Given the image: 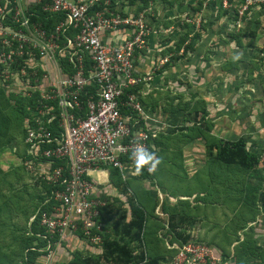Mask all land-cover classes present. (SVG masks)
Returning a JSON list of instances; mask_svg holds the SVG:
<instances>
[{"label":"rangeland","instance_id":"1","mask_svg":"<svg viewBox=\"0 0 264 264\" xmlns=\"http://www.w3.org/2000/svg\"><path fill=\"white\" fill-rule=\"evenodd\" d=\"M221 3L222 6L219 0H141L132 6L129 0H111V11L142 15L147 25L146 47L136 54L138 60L149 55L152 61L173 67L168 99L173 103L171 114L176 117L168 128L169 141L175 147L181 142L184 146L194 142L187 155L190 173L198 169L195 174L203 181L200 187L199 181L190 184L197 185L198 191L211 192L206 199L214 201L216 211L208 206L213 212L209 214L208 210L206 214L219 221L202 229L201 238L197 237L199 233L193 238L187 232L191 222L186 216L179 217L182 220L178 226L169 223L162 235H153L155 225L149 222L152 232L151 241L145 240L146 250L148 255L158 254L168 260L179 242L197 239L213 247L221 264H264V0ZM180 66L184 69L176 68ZM183 87L191 92L182 94ZM8 112L12 122H1L4 137L17 135L19 130L18 118L12 109ZM239 137L259 155V164L250 171L221 164L213 149L221 139ZM178 150L170 161L177 176L185 167L183 148ZM5 153L4 173H0V264H24L28 243L38 247L46 239H31L28 232L44 187L41 175L32 178L15 169L17 157L10 149ZM175 178L169 181L176 188L175 194H184L182 185L186 187V183ZM128 195L135 197L133 190ZM126 206L123 199L112 202L110 214H115H111L104 232L109 225L113 228V223L115 231L105 235L106 241H120L118 232L125 222ZM80 235L79 231H70L58 243L48 241L39 248L45 254L29 264H88L94 252L104 250L102 245H85ZM162 238L169 241H158ZM238 245H242V251L236 255Z\"/></svg>","mask_w":264,"mask_h":264},{"label":"built area","instance_id":"2","mask_svg":"<svg viewBox=\"0 0 264 264\" xmlns=\"http://www.w3.org/2000/svg\"><path fill=\"white\" fill-rule=\"evenodd\" d=\"M110 6L111 0H0V85L26 96L37 93L36 126L26 141L33 158L49 169L34 160L27 167L54 186L45 200L53 202L51 211L36 213L49 242L55 234L81 231L84 241L101 245L109 203L94 195L90 172L110 166L125 177L138 148L158 160L155 132L142 125L143 106L134 91L147 79L138 75L135 60L146 47L147 25L142 15H122ZM42 14L56 18L55 25L34 20ZM123 30L117 41L107 39ZM149 168L144 166L153 174L158 164ZM221 263L210 244L197 240L178 245L165 262Z\"/></svg>","mask_w":264,"mask_h":264},{"label":"crops","instance_id":"3","mask_svg":"<svg viewBox=\"0 0 264 264\" xmlns=\"http://www.w3.org/2000/svg\"><path fill=\"white\" fill-rule=\"evenodd\" d=\"M124 32L125 30L118 31L112 34H107L106 36L109 41H117L118 38L125 36ZM140 52L141 51H138L137 53L140 54ZM146 57H143V61L140 59L138 60V58L135 57L138 75L146 77L147 79L142 80L139 85L134 88V91L138 95L143 106L142 125L155 132V136L152 140V147L155 148L158 155V168L155 173L149 174L150 176L148 177L142 176L141 170L137 172L136 166L132 162H127L126 164L125 177H123L116 168L110 166L93 170L90 172V178L95 186L94 195L106 199L109 203L108 207L103 211V219L107 222V225L108 220H111V214L112 217L115 214H110V212H113L112 202H116L117 199H123V203L126 204L127 192L133 190V195L135 196L134 198L137 204L142 207L146 213L147 229L145 231L148 233L152 232V230L148 229V223L152 222L155 225L153 235L156 233L162 235L164 230L168 228L169 223H175L178 225L182 220L181 218L179 219V217L186 216V220L190 219L191 222L189 225L190 228L187 232L189 234L191 233L193 238L195 234L199 233L197 237L201 238L202 229L205 228L207 230L206 226H208L209 223H219L217 219L211 217L212 215L207 217L206 214L209 210L207 208L208 206H211V208H213L212 210L216 211L214 201L211 203V201L206 199V194L211 193H207L209 190H204L202 192L201 190H197V185L200 187L201 181H203V178L198 180L199 176L195 174L198 169L195 168L193 171L194 173H190L191 165L187 155L189 151L188 149L194 147V142H189L188 144H185L186 146L181 142L175 147L172 141H169L168 128L176 117V114H171L169 108H171L173 103L168 99V92L170 91L169 89L172 88L171 83L174 81L171 77L174 76L172 73L173 67L167 63L152 61L149 55L147 57L148 59ZM176 68L180 70L184 69L181 66L180 68ZM181 78L183 79L184 76L181 75ZM187 86L190 88L189 85ZM181 92L183 94L186 92L190 93L191 91L186 90L183 87ZM182 148V159L184 160L185 167H182L183 172L181 171V174L177 176L173 174L172 169L170 168L172 165L170 161L172 156L175 155L174 152L179 151L178 149ZM163 166H165V168ZM173 176H176L175 180L178 182L186 183V187H184V184L182 185L184 194H175L177 193L176 188H174L169 182L170 178H173ZM168 177L170 178L168 179ZM196 181H199L197 182V185L190 184L191 182ZM127 208L128 207L126 206L125 210H127ZM212 210H209V214H211L210 211ZM202 215L204 217H202ZM127 216H130V214L127 213ZM109 227V233H113L111 225H109ZM69 232L70 231H67L61 240L68 237ZM118 233H120V231ZM77 237L78 240L81 238L79 236ZM82 240L83 239H81V241ZM146 241H150V239L147 237ZM159 241L169 240L162 238ZM82 243L91 248L95 247V244L88 243L84 240ZM233 243H236V240Z\"/></svg>","mask_w":264,"mask_h":264},{"label":"trees","instance_id":"4","mask_svg":"<svg viewBox=\"0 0 264 264\" xmlns=\"http://www.w3.org/2000/svg\"><path fill=\"white\" fill-rule=\"evenodd\" d=\"M140 1L141 0H129V3L130 5L133 6ZM221 2L222 0H219V4H221L222 6ZM37 8L38 7L36 6L35 8L32 9H37ZM34 20L41 21L46 26V28L50 26H54L56 22V18H51L46 20L43 14L40 16V18L39 17L34 18ZM188 48L189 47L186 46L185 50L187 51ZM36 94L37 93L33 94L32 96H26L20 93H16L14 91L7 90L6 87H4L2 84L0 85V173H4L2 158H4L7 149L8 150L10 149L12 154L15 155L17 157L16 159L19 161L18 165L15 166L14 168L15 169L19 168L20 170L29 173L32 176V178L37 177L38 174L36 172L33 173L29 172L27 167V162L29 160H34L35 165L38 164L39 168L41 169L42 168L49 169V167L47 166L48 165L47 162L41 161V159L35 160L33 158L32 154L29 152L30 143L26 141L30 129L36 126L34 117L32 116V112L34 110V107L36 106ZM8 109H12L13 110L12 113L16 115V117L18 118L19 130L17 135L4 137L2 134L5 133V130L4 128H1L2 126L1 122H3V125L5 121L7 125H9V123L11 124L12 122ZM52 134L54 135L58 134L57 130L56 131L52 130ZM45 147H50V146L46 145ZM213 149L217 150L216 158L217 160H219V162H221V164L223 163L225 165H236L241 169L247 171L254 169L259 164L258 153L256 151L249 149L243 137H239L237 139H221L220 143H218L216 147H214ZM57 165L58 162L52 164L50 166V169L56 167ZM149 174L150 173L146 172L143 166L141 168V175L144 177H148L150 176ZM39 179L43 183L44 192L39 196L40 199L39 204L37 205L35 212L32 215V217L34 215L36 216L33 220H31L30 228L28 231L31 234L30 235L31 239H39L42 236H47L48 238L50 237V235L46 231V228L42 226L40 223L41 214L39 213L36 214V213L38 212L39 209L46 210L49 212L51 211V205L53 204V202L51 201L49 203H45V200L47 199V197H50L52 190L54 189V186L49 184L47 179H44L42 176H39ZM126 204L128 208L126 210V215L124 217L125 222L122 223L120 227V232H121L120 241H106L105 235L109 233V230L107 232H104L102 235L103 236L102 247L104 251L100 252L99 254L94 253L96 255L92 253L93 256H90L89 259H87V263L88 264H165L167 259L160 257L158 254L148 255V252L146 250L147 245L145 243V240H146L147 231L145 230L147 229L146 226L147 217L144 209L137 204L134 197L129 195L126 197ZM127 213H129L130 216H127ZM112 225H113L112 230L114 232L115 223H113ZM173 230H175V227H173ZM79 233L81 234L80 236H83V233L81 231H79ZM147 236L149 237V239H151L150 238L151 233H147ZM60 240L61 238L59 237V235L55 234L53 235L52 241L50 242L57 241L58 243L60 242ZM188 241L190 240L179 242V245H182ZM192 241H196V240H192ZM46 243L48 244V239L47 240L45 239V242L42 241L41 244L38 245V247H34L32 246L30 241V243H28V247L26 248L27 251L25 257L27 259L25 260L24 264H29V262H33L40 255L45 254V252L40 251L39 248L46 245ZM241 248L242 245L241 246L238 245L236 247V251H235L236 255L240 254V252L242 251ZM176 251L177 249L175 250V253Z\"/></svg>","mask_w":264,"mask_h":264},{"label":"clouds","instance_id":"5","mask_svg":"<svg viewBox=\"0 0 264 264\" xmlns=\"http://www.w3.org/2000/svg\"><path fill=\"white\" fill-rule=\"evenodd\" d=\"M133 155L135 157L137 172H139L145 165H150L149 170L151 171L159 163V160L155 158L154 153L148 152L143 148H138Z\"/></svg>","mask_w":264,"mask_h":264}]
</instances>
